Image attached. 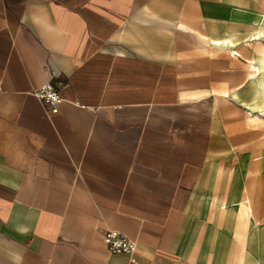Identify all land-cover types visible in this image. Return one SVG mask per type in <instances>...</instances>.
<instances>
[{"label":"crops","instance_id":"obj_1","mask_svg":"<svg viewBox=\"0 0 264 264\" xmlns=\"http://www.w3.org/2000/svg\"><path fill=\"white\" fill-rule=\"evenodd\" d=\"M131 262L264 264V0H0V264Z\"/></svg>","mask_w":264,"mask_h":264},{"label":"built area","instance_id":"obj_2","mask_svg":"<svg viewBox=\"0 0 264 264\" xmlns=\"http://www.w3.org/2000/svg\"><path fill=\"white\" fill-rule=\"evenodd\" d=\"M37 96L44 101L50 110H57L55 107L56 103L60 100V96L56 89L48 83L40 88L37 92ZM104 241L108 244L111 252H127L133 253L136 249V244L127 235L118 231L109 229L103 234ZM131 264H136L131 262Z\"/></svg>","mask_w":264,"mask_h":264},{"label":"rangeland","instance_id":"obj_3","mask_svg":"<svg viewBox=\"0 0 264 264\" xmlns=\"http://www.w3.org/2000/svg\"><path fill=\"white\" fill-rule=\"evenodd\" d=\"M254 126H257L256 124H254Z\"/></svg>","mask_w":264,"mask_h":264}]
</instances>
